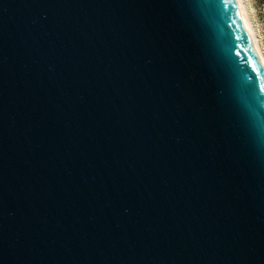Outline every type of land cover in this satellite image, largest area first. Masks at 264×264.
Wrapping results in <instances>:
<instances>
[{
  "label": "water",
  "instance_id": "1",
  "mask_svg": "<svg viewBox=\"0 0 264 264\" xmlns=\"http://www.w3.org/2000/svg\"><path fill=\"white\" fill-rule=\"evenodd\" d=\"M245 33L234 0H0V264H264Z\"/></svg>",
  "mask_w": 264,
  "mask_h": 264
},
{
  "label": "bare ground",
  "instance_id": "2",
  "mask_svg": "<svg viewBox=\"0 0 264 264\" xmlns=\"http://www.w3.org/2000/svg\"><path fill=\"white\" fill-rule=\"evenodd\" d=\"M234 3L238 7V12L240 14V17L242 18L241 20L245 27L246 33L248 37H250V41L252 42L254 48L256 49L260 57V61L264 68V48L261 44V40L259 38L258 32L254 26L250 9L247 6V4L244 2V0H234Z\"/></svg>",
  "mask_w": 264,
  "mask_h": 264
},
{
  "label": "rangeland",
  "instance_id": "3",
  "mask_svg": "<svg viewBox=\"0 0 264 264\" xmlns=\"http://www.w3.org/2000/svg\"><path fill=\"white\" fill-rule=\"evenodd\" d=\"M250 9L254 26L264 48V0H244Z\"/></svg>",
  "mask_w": 264,
  "mask_h": 264
},
{
  "label": "snow or ice",
  "instance_id": "4",
  "mask_svg": "<svg viewBox=\"0 0 264 264\" xmlns=\"http://www.w3.org/2000/svg\"><path fill=\"white\" fill-rule=\"evenodd\" d=\"M242 19V18H241ZM245 38L250 41V37L247 36V33H245Z\"/></svg>",
  "mask_w": 264,
  "mask_h": 264
}]
</instances>
